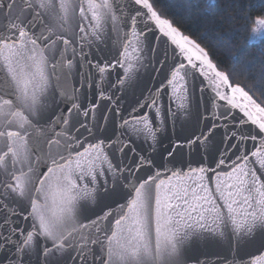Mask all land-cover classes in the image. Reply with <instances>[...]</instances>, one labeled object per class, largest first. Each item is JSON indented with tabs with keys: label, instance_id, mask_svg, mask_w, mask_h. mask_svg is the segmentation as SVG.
Instances as JSON below:
<instances>
[{
	"label": "snow or ice",
	"instance_id": "1",
	"mask_svg": "<svg viewBox=\"0 0 264 264\" xmlns=\"http://www.w3.org/2000/svg\"><path fill=\"white\" fill-rule=\"evenodd\" d=\"M191 6L0 0V264H264V106Z\"/></svg>",
	"mask_w": 264,
	"mask_h": 264
},
{
	"label": "trees",
	"instance_id": "2",
	"mask_svg": "<svg viewBox=\"0 0 264 264\" xmlns=\"http://www.w3.org/2000/svg\"><path fill=\"white\" fill-rule=\"evenodd\" d=\"M164 18H173L174 25L205 47L214 62L220 61L218 68L229 75L232 85L244 87L264 106V38L249 42L256 19L264 18V0H194L187 12L173 7Z\"/></svg>",
	"mask_w": 264,
	"mask_h": 264
},
{
	"label": "rangeland",
	"instance_id": "3",
	"mask_svg": "<svg viewBox=\"0 0 264 264\" xmlns=\"http://www.w3.org/2000/svg\"><path fill=\"white\" fill-rule=\"evenodd\" d=\"M264 38V18L256 19L254 26L252 27L251 33L249 35V42L256 39L260 42ZM257 42V43H258Z\"/></svg>",
	"mask_w": 264,
	"mask_h": 264
},
{
	"label": "water",
	"instance_id": "4",
	"mask_svg": "<svg viewBox=\"0 0 264 264\" xmlns=\"http://www.w3.org/2000/svg\"><path fill=\"white\" fill-rule=\"evenodd\" d=\"M197 83H199V82H197ZM233 86H237V85H233ZM196 96H197V98L199 97V92H198V91H197V93H196ZM248 147H249V150L252 149V142H249Z\"/></svg>",
	"mask_w": 264,
	"mask_h": 264
}]
</instances>
